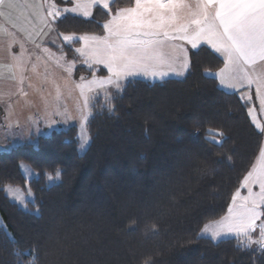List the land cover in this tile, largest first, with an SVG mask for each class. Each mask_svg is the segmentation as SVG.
<instances>
[{"label":"trees","instance_id":"obj_1","mask_svg":"<svg viewBox=\"0 0 264 264\" xmlns=\"http://www.w3.org/2000/svg\"><path fill=\"white\" fill-rule=\"evenodd\" d=\"M109 19L66 14L55 30L102 35ZM190 62L184 79L133 80L116 100L94 102L84 153L75 128L0 152V264H264L239 239L200 236L226 215L264 136L254 106L210 75L222 58L201 47ZM11 186L30 189L27 208L9 198Z\"/></svg>","mask_w":264,"mask_h":264},{"label":"snow or ice","instance_id":"obj_2","mask_svg":"<svg viewBox=\"0 0 264 264\" xmlns=\"http://www.w3.org/2000/svg\"><path fill=\"white\" fill-rule=\"evenodd\" d=\"M44 3L49 4V9L45 10V18L51 17L48 24L55 21L58 26L62 21L57 4L64 3V0H44ZM89 4L106 17L111 15V19L103 25L106 35L79 37L85 41L86 50L77 48L76 52L87 57L84 62L90 69L93 65H102L100 72L106 69L110 73L100 83L111 86L113 91L109 95L113 100L126 89L131 82L129 78L168 75L150 71L145 61L150 57L159 58L157 49L167 41L178 40L190 44L192 49L208 45L223 55L233 69L231 78L236 80L228 86L239 91L243 88L250 90L255 85L254 96L241 98L246 102L258 99L259 107L264 109V0H134L130 6L119 9L115 8V0H89ZM0 5H5V0H0ZM12 6V3L7 4V7ZM39 7L43 8V4ZM64 11L74 12L76 8H65ZM83 15L91 13L85 10ZM45 34L42 30L41 35ZM73 39L71 35H63L64 42ZM182 51L186 53L187 50ZM258 61L261 62L260 71L256 70ZM179 65L182 71L175 72L178 76L190 71L192 66L186 55L179 59ZM220 82L225 83L223 76ZM104 91L108 92V89ZM249 115H252L251 109ZM252 123L264 136V125L257 123L255 117ZM258 152L256 166L245 177L244 187L248 189V195L241 197L239 191L235 192L232 206L213 237L222 233L242 237L249 247L256 246L253 251L259 250L264 255V148L258 147ZM252 184L259 186L258 193H253ZM29 255L38 259L33 250H29Z\"/></svg>","mask_w":264,"mask_h":264},{"label":"rangeland","instance_id":"obj_3","mask_svg":"<svg viewBox=\"0 0 264 264\" xmlns=\"http://www.w3.org/2000/svg\"><path fill=\"white\" fill-rule=\"evenodd\" d=\"M71 3L67 8H76V11H69V13L86 19L94 17L95 8L90 6L89 0H71ZM85 10L90 12L91 15H83ZM103 35H106V32L94 37H101ZM81 42L82 44L80 46H68L75 51L74 53L67 50L64 52L63 49H56L59 52L54 53L51 48L45 47L44 51L50 57L43 55L37 59V67L36 64H33L29 76V83L26 84L25 95L14 105L15 109H13L12 105L0 104V152L11 151L17 146L36 144L40 138L49 137L54 132L60 130L68 131L72 128L77 130L80 153L87 151L90 145L87 124L92 115V104L100 98L105 100L109 99L111 97L109 93L113 89L107 84L100 83L110 73L106 69L101 73L100 68L103 67L102 65H93L90 69L89 64L84 62L87 57L76 52L77 48L86 50L85 41L83 40ZM64 43L66 45L71 44V42ZM91 43L89 41L90 46ZM201 47H207L213 50L210 46L204 44L200 45L198 49H192L191 45L186 42L178 40L167 41L162 47L157 49L159 58L150 57L145 61V65L150 71L166 72L168 75L163 77L157 76L155 78L148 76L129 79L131 81L143 80L150 83H160L172 78H185L188 71H184L183 75H175L176 71H182L179 65V59L186 55L190 61V52L197 51ZM182 49H186V53ZM216 54L222 58L224 66L210 73V75H213L212 77L215 78L217 77L216 79H218L220 88L227 93L234 92L243 97L251 95L250 91L254 90L255 85L252 86L250 91L247 89L246 92L243 91L245 88L237 91V89L228 86L229 84L236 83V80L231 78L233 69L227 65L226 58L223 55L220 53ZM256 70H261L258 63ZM222 76L225 79L224 84L220 82ZM105 88L108 89V92L104 91ZM86 99L87 103H85ZM249 102L254 106L251 107V119L255 117L257 123L264 125V109L259 107V100L258 105L255 102ZM9 109H13L15 112L10 113ZM254 110L256 111L255 114ZM262 148H264V140ZM258 159L259 155L250 171L256 166ZM23 174L28 181H31L36 176V172L29 165H23ZM245 177L238 189L241 197L248 195V189L244 187ZM250 187L253 193L259 192L258 185L252 184ZM6 192L9 198L21 208H27L28 202L33 199V194L29 188L11 186L6 188ZM231 206L232 202L230 204ZM224 217L205 224L201 229L200 236L215 242L226 239H239L243 244L248 246L246 239L242 237L238 238L231 234L222 233L219 236L213 237V233L219 230L220 225L224 222ZM253 238L255 239L256 237L254 236ZM255 247V245H252L250 248Z\"/></svg>","mask_w":264,"mask_h":264},{"label":"crops","instance_id":"obj_4","mask_svg":"<svg viewBox=\"0 0 264 264\" xmlns=\"http://www.w3.org/2000/svg\"><path fill=\"white\" fill-rule=\"evenodd\" d=\"M8 3H12L13 6L7 7ZM40 4H43V8L39 7ZM68 6L57 5L62 17L66 14H72L64 11ZM48 9L49 4L44 3V0H5V5H0V104L2 105H12L15 109L14 105L20 101V98L24 97L33 64H36L37 67V59L43 55L50 57L44 51L45 47L51 48L54 53L61 49L65 52L69 49L68 46L73 45L77 40L82 44L81 41L83 40H80L79 37H86L74 35L71 44L66 45L63 41V35H58L59 33L55 30L56 22L53 21L48 24V20H51V17L45 18V10ZM46 25H48L47 28ZM42 30L46 33L45 35H41ZM94 36L96 35L88 37ZM257 63L260 65L259 61ZM188 73L189 71L186 76ZM253 89L249 90L251 96L255 94V88ZM243 91L246 92L247 88ZM241 94L243 93L241 92ZM252 102L257 104L258 99L254 98ZM13 109H9V112H15Z\"/></svg>","mask_w":264,"mask_h":264}]
</instances>
